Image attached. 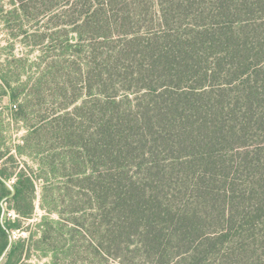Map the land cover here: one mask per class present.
Returning a JSON list of instances; mask_svg holds the SVG:
<instances>
[{
    "label": "trees",
    "instance_id": "trees-1",
    "mask_svg": "<svg viewBox=\"0 0 264 264\" xmlns=\"http://www.w3.org/2000/svg\"><path fill=\"white\" fill-rule=\"evenodd\" d=\"M0 31L14 149L38 164L0 149V255L22 227L4 209L30 218L42 180L66 221L32 241L52 264H264V0H0Z\"/></svg>",
    "mask_w": 264,
    "mask_h": 264
},
{
    "label": "rangeland",
    "instance_id": "rangeland-1",
    "mask_svg": "<svg viewBox=\"0 0 264 264\" xmlns=\"http://www.w3.org/2000/svg\"><path fill=\"white\" fill-rule=\"evenodd\" d=\"M3 33L0 31V45H4V41L2 40L3 38ZM2 49L0 48V52ZM15 52L20 53V49L17 48L15 49ZM39 51L37 49H34L32 52L29 53L30 59H34L36 55H38ZM46 102L43 104L44 110L41 112V114L45 113V111H48L49 115H51L55 110H56V104H51L49 103V100H45ZM10 104L11 101L10 99L5 96L0 99V122L2 125V130H1V139L0 142H4L0 145V149L4 147H8L10 149V153H12L16 159V170L19 168L26 170L29 174L33 176V173L30 172L31 169L34 170V172H38V164L34 160V158L26 155L20 156L17 154L16 150L14 149L15 145L19 144L21 141V138L23 135L26 133V127L24 126V123L19 122L16 123L13 119L10 117ZM46 109V110H45ZM33 117V115L31 116ZM38 119L37 117L31 118V122H37ZM6 159L3 158L0 160V167L6 165L7 167H13L11 166L10 162H5ZM13 165H15L13 163ZM12 169V168H11ZM61 178H51L49 182V186H60L63 184V181H65V177L60 176ZM11 185H13L15 181V177H11L9 179H6ZM43 181L42 180H36L35 181V194H34V207H33V212L30 218L24 219L21 218L15 211L12 209H7L6 206H8V202L6 203L4 200L3 207L4 209V216H3V221L4 218L6 217L7 219H15V218H20L21 225L22 227L20 229H13L9 233V237L12 238V244L13 242L17 240H25L24 245L29 246V248L25 250L23 256L21 257L20 261L18 264H52V261H54V257H52V249L47 250L46 254H42L41 249L35 248V246L32 244V241L36 240L38 235L40 234L41 228L38 227V224L41 223L42 218L46 215L49 217V219L53 220H62V222L66 223V221L63 219L64 216H60L56 212H48L46 209H44L41 206L42 202V186H43ZM5 211H7L5 213ZM35 232L34 236L30 239V233ZM65 238H67V235H64ZM11 244V246H12ZM67 242L65 243L66 246ZM11 246L8 250V252L11 249ZM63 246V248H65ZM8 252L0 262V264L4 263V259L7 256ZM60 253V252H58ZM77 264H81V262H78Z\"/></svg>",
    "mask_w": 264,
    "mask_h": 264
},
{
    "label": "water",
    "instance_id": "water-1",
    "mask_svg": "<svg viewBox=\"0 0 264 264\" xmlns=\"http://www.w3.org/2000/svg\"><path fill=\"white\" fill-rule=\"evenodd\" d=\"M4 181L7 183L8 187L12 190V194H13V192H14L13 186H12L7 180L4 179ZM12 194H11V195H12ZM4 200H5V199H3V200L1 201V205H2V206H3V204H4ZM3 216H4V212H3L2 215H1V221H2V222H4V221H3ZM11 244H12V238L10 237L7 246L5 247V249L3 250V252H2L1 255H0V262L2 261V259H3L4 256L6 255V253L8 252V250H9Z\"/></svg>",
    "mask_w": 264,
    "mask_h": 264
}]
</instances>
